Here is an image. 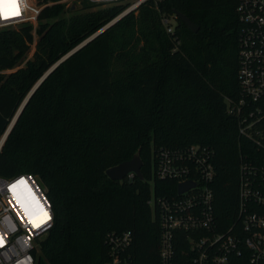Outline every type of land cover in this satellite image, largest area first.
Segmentation results:
<instances>
[{
	"label": "trees",
	"instance_id": "16d2710c",
	"mask_svg": "<svg viewBox=\"0 0 264 264\" xmlns=\"http://www.w3.org/2000/svg\"><path fill=\"white\" fill-rule=\"evenodd\" d=\"M237 3L146 0L35 90L0 148V178L36 177L51 206L52 226L35 264H106L105 237L124 232L132 234L128 252L135 264H159V227L148 202L151 195L176 197V183L155 176L160 149H210L217 219L225 225L237 219L241 157L258 156L238 136L226 106L240 91ZM129 4L94 12L83 6L82 13L55 4L41 11L31 60L0 75V141L42 76ZM32 42L30 25L0 33V71L15 68ZM135 155L142 180L105 175ZM243 263L235 257L229 264Z\"/></svg>",
	"mask_w": 264,
	"mask_h": 264
},
{
	"label": "built area",
	"instance_id": "2783aa9c",
	"mask_svg": "<svg viewBox=\"0 0 264 264\" xmlns=\"http://www.w3.org/2000/svg\"><path fill=\"white\" fill-rule=\"evenodd\" d=\"M86 1L110 6L130 3L122 16L146 0ZM17 6L19 15H0V29L30 25L36 34L38 17L51 4L17 0ZM236 13L240 91L236 100L226 99L227 113L237 119L238 136L258 156L241 157L238 217L225 225L218 221L213 205L212 151L192 145L155 153L156 178L176 183V197L151 195L148 202L159 227V264H229L235 257L243 264H264V0H238ZM169 23L163 19L171 34ZM186 182L195 187L178 195L177 186ZM45 212L49 218L42 222ZM52 222L50 203L36 177L0 178V264H35L34 254ZM132 241L130 232L108 234L106 264H135L128 252Z\"/></svg>",
	"mask_w": 264,
	"mask_h": 264
},
{
	"label": "water",
	"instance_id": "95a60500",
	"mask_svg": "<svg viewBox=\"0 0 264 264\" xmlns=\"http://www.w3.org/2000/svg\"><path fill=\"white\" fill-rule=\"evenodd\" d=\"M37 4H41L42 0H35ZM76 9V4H73L70 8L71 11H74ZM126 15V14H124ZM124 15L119 16L116 18L114 21L110 22L106 26H104L101 30L96 32L94 35H92L90 38L82 42L79 46H77L75 49H73L70 53H68L65 57H63L61 60H59L56 64H54L43 76L42 78L35 84V86L31 89L29 94L26 96L25 100L22 102L21 106L19 107L18 111L16 112L12 122L10 123L7 131L5 132L4 136L2 137L0 141V148L5 141L7 135L9 134L10 130L12 129L14 123L17 121L20 113L22 112L24 106L28 102V100L31 98L35 90L39 87V85L42 83V81L59 65L61 64L64 60H66L69 56L74 54L76 51L87 45L90 41H92L94 38H96L99 34H101L103 31H105L107 28L112 26L115 22H117L120 18H122ZM174 16L176 18H179L192 32L197 31V27L184 15L175 12ZM141 166L142 162L141 159L139 158L138 155L133 156V158L129 161H125L120 163L117 166L111 167L105 171V175L113 181H118L121 182L123 181L126 177L129 175H134L140 180H142V175H141ZM195 185L192 182H186L183 184H180L177 186V194L181 195L184 192H187L189 189L194 188Z\"/></svg>",
	"mask_w": 264,
	"mask_h": 264
},
{
	"label": "rangeland",
	"instance_id": "374dc122",
	"mask_svg": "<svg viewBox=\"0 0 264 264\" xmlns=\"http://www.w3.org/2000/svg\"><path fill=\"white\" fill-rule=\"evenodd\" d=\"M49 3L51 4V6H53L55 4H62V5L65 6L64 9L71 8L70 6H72L73 4H76V9H75L76 13H82L84 11L82 9L83 6H87L88 10L89 11H93V12L94 11H99V10H106V9H110L111 8V6L107 5V4L90 3V2L82 1V0H71V1L70 0H68V1L67 0H59L57 2H53V3L49 2ZM127 8H125L119 15H117V17H115V19L118 18L121 14H123V12L127 10ZM68 17H69V15L66 14L65 15V19L67 20ZM115 19H113L112 21H114ZM37 26H38V24H37ZM36 29H37V27H36ZM17 30H19V27H5V28H1L0 29V33L14 32V31H17ZM32 34H33V30H32ZM37 40H38L37 34H33V42H32V44H30L28 52L19 60V62L17 63L16 67L13 68L12 70L0 71V75H7V74H10L12 72H15L16 70H18L20 68H23L26 65V63L29 60H31V57H32V54H33V51H34V44L37 42Z\"/></svg>",
	"mask_w": 264,
	"mask_h": 264
},
{
	"label": "snow or ice",
	"instance_id": "6c2138e0",
	"mask_svg": "<svg viewBox=\"0 0 264 264\" xmlns=\"http://www.w3.org/2000/svg\"><path fill=\"white\" fill-rule=\"evenodd\" d=\"M20 11L19 8L17 6V0H0V15L3 16H8V15H19ZM21 184H23V181L20 182ZM48 214L47 212L44 213V218L42 222H46V220L48 219ZM38 226V225H37ZM3 241L0 240V246H2Z\"/></svg>",
	"mask_w": 264,
	"mask_h": 264
},
{
	"label": "bare ground",
	"instance_id": "6f19581e",
	"mask_svg": "<svg viewBox=\"0 0 264 264\" xmlns=\"http://www.w3.org/2000/svg\"><path fill=\"white\" fill-rule=\"evenodd\" d=\"M44 218V217H43Z\"/></svg>",
	"mask_w": 264,
	"mask_h": 264
}]
</instances>
